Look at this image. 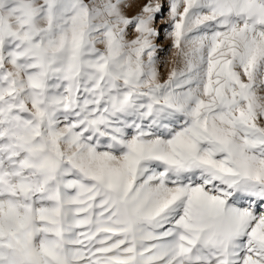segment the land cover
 I'll use <instances>...</instances> for the list:
<instances>
[{
	"label": "snow or ice",
	"instance_id": "obj_1",
	"mask_svg": "<svg viewBox=\"0 0 264 264\" xmlns=\"http://www.w3.org/2000/svg\"><path fill=\"white\" fill-rule=\"evenodd\" d=\"M0 264H264V0H0Z\"/></svg>",
	"mask_w": 264,
	"mask_h": 264
},
{
	"label": "rangeland",
	"instance_id": "obj_2",
	"mask_svg": "<svg viewBox=\"0 0 264 264\" xmlns=\"http://www.w3.org/2000/svg\"><path fill=\"white\" fill-rule=\"evenodd\" d=\"M167 15V13L165 12V16ZM158 27L161 28V38L158 41V43L165 49H169L170 45H171V41L165 39V27H166V22L165 20L162 18L160 21H158ZM162 57L167 59L170 56V53H161Z\"/></svg>",
	"mask_w": 264,
	"mask_h": 264
}]
</instances>
